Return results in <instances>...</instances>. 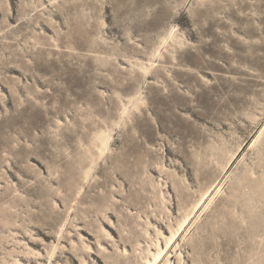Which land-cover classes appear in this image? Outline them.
<instances>
[{"label":"rangeland","instance_id":"obj_1","mask_svg":"<svg viewBox=\"0 0 264 264\" xmlns=\"http://www.w3.org/2000/svg\"><path fill=\"white\" fill-rule=\"evenodd\" d=\"M157 243L264 264V0H0V264Z\"/></svg>","mask_w":264,"mask_h":264},{"label":"bare ground","instance_id":"obj_2","mask_svg":"<svg viewBox=\"0 0 264 264\" xmlns=\"http://www.w3.org/2000/svg\"><path fill=\"white\" fill-rule=\"evenodd\" d=\"M261 132H263V130ZM104 133H105V131H103L101 129L96 130L93 132L92 137L90 138L88 143H85V142L82 143V145L85 146L84 151H85L86 159L88 160L89 165H90L89 168H85L83 171L84 181L87 180L88 177L90 176V173L92 170L91 166H92V164H94L97 161L98 158H101L103 156L108 158V154H106L108 141H107V138L105 137ZM71 153H72V151L70 153H68L66 157H68ZM90 187H92V186H90ZM217 187H218V185H217ZM78 192H80V191H78ZM69 202H70L69 199H64V203L66 205H68ZM188 220H189V215H186L184 217V219L181 222H179L178 228L175 231L172 230L171 235L169 237H166V248L172 243V241L174 240L176 235L179 233V231L183 228V226L185 225V223ZM107 235H109V234L107 233ZM155 246L157 247V251H155V252L149 251L151 258L145 257L143 264H157V262L159 261V259L161 258V256L163 255V253L166 250L163 247H161L159 245V243L155 244ZM87 247L90 248L89 246H87Z\"/></svg>","mask_w":264,"mask_h":264},{"label":"snow or ice","instance_id":"obj_3","mask_svg":"<svg viewBox=\"0 0 264 264\" xmlns=\"http://www.w3.org/2000/svg\"><path fill=\"white\" fill-rule=\"evenodd\" d=\"M173 31H175V30L173 29Z\"/></svg>","mask_w":264,"mask_h":264}]
</instances>
